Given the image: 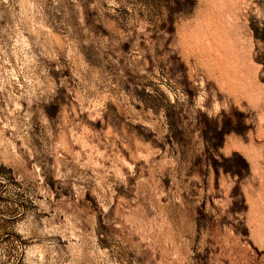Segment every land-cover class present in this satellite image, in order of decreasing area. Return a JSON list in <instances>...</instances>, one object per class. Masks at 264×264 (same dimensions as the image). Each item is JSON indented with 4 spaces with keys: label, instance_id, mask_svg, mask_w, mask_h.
<instances>
[{
    "label": "rangeland",
    "instance_id": "rangeland-1",
    "mask_svg": "<svg viewBox=\"0 0 264 264\" xmlns=\"http://www.w3.org/2000/svg\"><path fill=\"white\" fill-rule=\"evenodd\" d=\"M0 264H264V0H0Z\"/></svg>",
    "mask_w": 264,
    "mask_h": 264
},
{
    "label": "bare ground",
    "instance_id": "bare-ground-1",
    "mask_svg": "<svg viewBox=\"0 0 264 264\" xmlns=\"http://www.w3.org/2000/svg\"><path fill=\"white\" fill-rule=\"evenodd\" d=\"M219 37H220V36H219ZM225 42H226V41H225ZM225 42H224V43H225ZM226 43H227V42H226ZM226 43H225V44H226ZM227 45H228V44H227ZM229 46H230V45H229ZM225 48H226V47H225ZM210 49H211V47H210ZM213 50H214V49H213ZM229 50H230V48H229ZM226 52H227V50H226ZM211 53H212V52H211ZM221 54H222V52H221ZM223 54H224V53H223ZM228 54H229V53H228ZM222 59H223V58H222ZM230 64H231V63H230Z\"/></svg>",
    "mask_w": 264,
    "mask_h": 264
}]
</instances>
